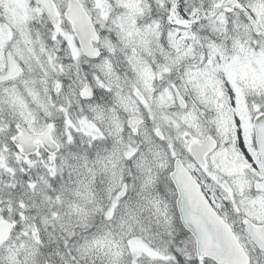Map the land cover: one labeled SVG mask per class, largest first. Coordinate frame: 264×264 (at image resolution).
Instances as JSON below:
<instances>
[{"label": "snow or ice", "instance_id": "6c2138e0", "mask_svg": "<svg viewBox=\"0 0 264 264\" xmlns=\"http://www.w3.org/2000/svg\"><path fill=\"white\" fill-rule=\"evenodd\" d=\"M0 264H264V0H0Z\"/></svg>", "mask_w": 264, "mask_h": 264}]
</instances>
